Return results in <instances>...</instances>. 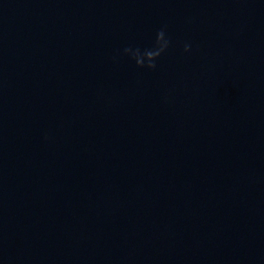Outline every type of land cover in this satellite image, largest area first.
<instances>
[{"label":"water","instance_id":"water-1","mask_svg":"<svg viewBox=\"0 0 264 264\" xmlns=\"http://www.w3.org/2000/svg\"><path fill=\"white\" fill-rule=\"evenodd\" d=\"M0 264H264V0H0Z\"/></svg>","mask_w":264,"mask_h":264},{"label":"clouds","instance_id":"clouds-1","mask_svg":"<svg viewBox=\"0 0 264 264\" xmlns=\"http://www.w3.org/2000/svg\"><path fill=\"white\" fill-rule=\"evenodd\" d=\"M171 44L170 37L167 36L166 26L161 27L156 35L151 47L141 49L139 47H126L123 49L122 55L127 57L139 69L155 70L157 60L168 50ZM191 51V43L183 44V53L187 54ZM116 60V57H113ZM167 100V97H165Z\"/></svg>","mask_w":264,"mask_h":264}]
</instances>
